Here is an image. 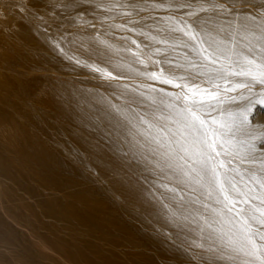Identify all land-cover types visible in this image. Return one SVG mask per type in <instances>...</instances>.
I'll return each mask as SVG.
<instances>
[{
    "label": "rangeland",
    "instance_id": "obj_1",
    "mask_svg": "<svg viewBox=\"0 0 264 264\" xmlns=\"http://www.w3.org/2000/svg\"><path fill=\"white\" fill-rule=\"evenodd\" d=\"M210 2L211 0H0V84L10 86L6 88L5 95L8 94L12 104H20L18 97L23 94L26 85L33 88L25 101V113L17 115L16 120L26 123L28 118L35 120L36 124L26 131L29 135H25L30 142L33 143L36 137H40L45 142H51L46 148H35L34 144L30 145V148L23 147L22 150L17 148L21 147L19 145L21 134L9 119L8 121L1 119V114L11 115L13 109L6 107L0 101V124H3L0 126V157L13 161L17 159V153L21 150L24 154L29 153L31 160L43 161L50 167H54L55 163L59 162L53 160V157L63 159L64 162L60 163L71 167L74 182L80 178L86 179L83 185L75 187L73 183L72 191L65 190V192L43 190L38 181L24 180L25 189H31L35 197L29 198L26 193L21 192L24 190L22 186L19 187L0 178V264H75L65 253L66 250L69 252L73 250L67 244L69 232L64 229V225H54L55 221L43 214L38 207L35 209L33 207L31 212L27 209L22 210V203L20 204L16 199L22 196L25 203L34 206L37 199L58 201L64 196H71L72 193L82 198L85 190L95 192V189H102L100 193H103L98 198L100 202L96 203L97 209L105 208V215L107 214L105 219H109V215L120 214V220L125 222L124 224L135 228V244L137 245L126 248L120 245L121 241L119 243L117 239L111 242L112 238L102 236L104 231L102 233L87 232L82 237L88 243L96 245L104 253L112 252L122 264H135V253L149 252L151 249L148 250V245L153 242V244L156 242L157 247L174 250L171 255L168 254V258L165 256L164 260L160 259L159 264H204L203 260L194 259L191 252L186 249L192 240L199 239L204 217L211 220L214 217V210L222 207L216 202V192L213 191V195L208 197L205 188L194 181H188V186L184 188L186 210L183 214L187 217L186 227L182 231H177L168 223V218L161 212L159 205L154 201L150 202L149 199L133 195L128 184L124 182L135 181L141 171L140 167L129 166L115 152L113 145L108 146L110 144L105 142L103 131L97 128L90 118L92 113L84 110L78 103H70L68 99L73 91H79L88 101L95 102L98 106L112 103L126 107L125 99L135 98L143 101V108L137 110L142 115L145 112L148 115L151 113L150 119L153 113H149L150 108L145 104H154L156 101L161 104L159 108L162 113L164 112V116H160V120L155 122L163 125L165 129L171 128L172 132L176 133L172 140H179L180 126L172 123V118L176 111L183 107L182 100L174 99L176 95L182 94L181 89L161 84L149 77L153 72L158 73L161 67L173 68L175 64L185 65L193 73L201 70L209 71L208 69H192L187 64L190 61L189 55L186 47L181 44V39L186 43L188 39L176 29L183 27L184 22L194 23L199 17L189 18L187 13L198 11L202 4L207 7ZM219 2L230 4L231 0H219ZM256 3L259 5L264 3V0H256ZM188 5L191 7H187ZM209 14L200 13V16L206 17ZM229 18L223 15L219 18V22ZM56 30L58 34L54 33ZM49 36L58 38L56 43L59 44V48L55 46L53 50H48L40 45V37L47 39ZM65 39H68V42H64ZM87 39L93 40L94 47H97L104 55H106L104 48L109 44L114 45L118 47L121 59L137 60V64L106 67L86 53L89 49ZM113 58L116 59V57ZM77 60L81 64L102 68L116 79L106 78L89 67H81L76 63ZM194 60L199 62L197 57ZM50 69L55 70L56 73L51 74ZM176 74L185 73L183 69H180L176 70ZM211 74L215 75V73ZM245 79L230 76L218 82L223 89L231 88L233 83ZM206 80L207 77L202 75L190 83L194 82L203 88L218 91L212 87L211 83H203ZM246 92V89L220 90L218 98L220 103L210 101L216 106L206 109V114L203 116L210 130L215 129L220 136L217 151H220L221 155L214 156L211 163L223 161L225 168L219 170L228 172L238 183L241 182V177L237 173H243L247 178L249 169V164L242 157L248 149L250 138L245 137L239 129L240 114L248 107V102L241 98V94ZM118 97L121 98L118 99ZM232 97L236 98L235 101L231 99ZM52 101L60 106V115H55L52 111ZM68 105L74 110L81 111L73 113L76 116L80 114L81 118L75 119L73 115L71 120L62 118V114L68 111ZM173 105L174 108L171 107ZM2 106L5 110L1 109ZM232 112V118L236 121L235 128L225 124L226 115ZM24 117L27 118L26 121ZM213 120L217 123L213 124ZM249 120L253 124H264V104L252 105ZM47 122L50 123V128L46 127ZM90 124L94 127H89ZM221 124L224 127H220ZM221 143H224L223 149L219 146ZM166 144L164 150L171 149L175 155H182L180 143ZM256 148L260 149L259 141H256ZM83 163H87L85 167ZM110 167L112 168L109 169ZM195 167L200 166L195 165ZM30 168L38 174L46 172V169L38 165ZM56 172L58 182L68 186L70 180L66 168H57ZM117 172H120L119 176L115 175ZM192 176L196 180L194 173ZM152 179L149 177V184L143 187L159 196L156 188L152 187ZM139 187L137 186V189ZM4 192H9L10 194L6 193L9 197L16 198L13 200L15 202L13 205L8 197L4 200L2 195ZM204 204L208 206L204 207ZM7 206L13 209L6 211ZM104 218L102 219L105 220ZM215 227L220 226L215 225ZM224 230L228 232L227 226ZM155 253L156 251L151 250L149 255L154 256ZM142 261L138 262L149 264ZM80 264L85 263L80 262Z\"/></svg>",
    "mask_w": 264,
    "mask_h": 264
},
{
    "label": "snow or ice",
    "instance_id": "obj_2",
    "mask_svg": "<svg viewBox=\"0 0 264 264\" xmlns=\"http://www.w3.org/2000/svg\"><path fill=\"white\" fill-rule=\"evenodd\" d=\"M200 13L210 14L204 17ZM187 15L189 18H199L194 23L184 22V26L176 31L187 37L192 50L200 58L199 62L190 60L188 64L192 69L209 71L193 73L189 67L175 64L173 68L161 67L158 73L153 72L149 77L181 89L182 94L174 99L182 100L183 107L172 118V123L180 126L179 140H172L176 133L171 128L165 129L155 122L160 120V116L153 114L150 119L146 112L142 115L137 110L143 108L142 100L127 98L126 107L112 103L98 106L86 100L77 103L92 113L90 118L103 131L105 142L113 145L115 152L129 166L140 167L135 181H124L132 194L159 205L168 223L177 231L186 227L184 188L188 186L193 173L196 183L206 189L208 197L213 195V191L216 192V202L222 207L214 210L211 220L204 217L199 239L192 240L186 249L194 259L203 260L204 264H264V207H261L264 206V124H253L249 120L252 105L264 104V3L257 5L256 0H231L229 4L211 0L207 7L202 4L198 11H190ZM223 15L230 18L219 22ZM181 44L189 47L182 39ZM56 47L59 48V44ZM60 50L63 52L62 48ZM76 63L106 78L116 79L102 68L81 64L79 60ZM180 69L185 74L177 75L176 70ZM202 75L207 77L203 83H211L218 91L190 83ZM230 76L246 79L233 83L231 88L222 89L218 81ZM237 89L247 90L241 94L248 107L240 114L239 129L245 137L250 138L248 149L242 157L249 164V169L247 178L243 173H237L241 177L240 183L228 172L219 170L225 168L223 161L211 163L214 156L221 155L217 151L220 136L215 129L210 130L203 118L206 109L216 106L210 101L220 103V90ZM231 99L235 101L236 98ZM212 123L216 124L217 121L213 120ZM256 141H259L260 149L256 148ZM165 142L180 143L182 155H175L171 149L164 150ZM219 146L223 149L224 143ZM115 175L120 174L117 172ZM149 177L153 178L151 184L159 196L143 187L149 184ZM137 186H140L139 189ZM225 226L228 232H225Z\"/></svg>",
    "mask_w": 264,
    "mask_h": 264
},
{
    "label": "bare ground",
    "instance_id": "obj_3",
    "mask_svg": "<svg viewBox=\"0 0 264 264\" xmlns=\"http://www.w3.org/2000/svg\"><path fill=\"white\" fill-rule=\"evenodd\" d=\"M54 33L58 34L59 32H57V30H56V31H54ZM77 36H78V34H77ZM50 37L51 36H49L47 39L44 38V37H40L39 42H40V45L43 46L44 48H47L48 50H53L55 48L56 44H57L56 42H57L58 38H54V37L50 38ZM64 42H68V39H65ZM86 42H87V47L89 48L86 51V53H89V55H91V57L95 61H97L98 63H101L102 65H105L106 67H110V66H113V65L129 64V63L137 64V60L128 61V60H125V59H121L120 56H119V51H118L119 49H118V47H115L114 45H110L109 44V46H106V48H104V49H106V51H105L106 55H104L101 51H99V49H97V47H94V44H93L94 41L93 40L87 39ZM187 43L189 44V47H186V51H187V53L189 55L188 60H194V58L197 57V60L199 61L200 58L196 55L195 51L192 50L191 42L188 41ZM113 57H116V59H114ZM150 60L151 61H155V60H152V59H150ZM213 67H215V66H213ZM49 71H51L50 72L51 74H55L56 73L55 70H53V69H50ZM52 72H54V73H52ZM7 87L9 88L10 86L4 85V84L3 85L0 84V101L6 107L13 109V113L11 115L1 114V119L2 120L9 119L11 124L21 134V139H20V143H19V145L21 147H17V148H21V150H22L23 147L30 148V145H33V144L36 146L35 148H46V147H48L47 145H48V143H51L50 141L45 142L40 137H36L34 139V142L32 143L25 136V135H29V134H26V131L29 128H31L34 124H36L34 122L35 120L33 118H28L27 123L26 122H18L16 120V116L17 115H22L23 113H25V110H24L25 105H26L25 101H26V98L28 97V94L32 93L33 88L30 87L29 85H26L25 88H24L23 94L21 96H19V95H20V92H22V91L18 92L19 95L16 94V95L19 96L18 99L20 101V104H17V103L16 104H12L10 102V100H9V96H7L8 94L5 95V90H6ZM82 100L88 101L85 97H83L81 95V93L79 91H73L71 96H70V98L68 99V101L70 103H73V102L77 103L78 101H82ZM146 100H150V99H146ZM55 101H52L53 102L52 103L53 106L51 107L52 111L54 112L55 115H60L61 114V108H60V106L57 103H55ZM13 105H15V107H13ZM145 105L149 106L150 109L146 107V109H149V113L152 112L155 115H158V116H162L163 115L164 116V114H163L164 112L162 113V111L159 108V106L161 105L160 103H156V101H154V104L146 103ZM68 107H69L68 111H66L65 114H62V118H64L65 120H68V119L71 120V116L72 115L74 116L75 119L81 118L80 114L78 116L73 114V113H80L81 111L74 110V109L70 108L69 105H68ZM4 108L5 107L2 106L1 109L5 110ZM232 117H233V112L230 115H226L225 124L227 126H232L233 128H235V126H236L235 122L236 121ZM26 119L27 118H25V121H26ZM2 122H6V121H2ZM1 125H3V124L1 123L0 126ZM49 126H50V123L47 122L46 123V127L48 128ZM89 127H94V125L90 124ZM12 129H13V127H12ZM166 143L167 142H165L164 146L167 145ZM108 146H112V145L110 144ZM107 148H109V147H107ZM21 150L17 153V159H14L13 161H11V160H9L8 158H5V157H0V178H4L7 181H9L10 183L18 185L19 187L22 186L24 188V190H21V192L23 191L24 193H26V195L29 198L34 197V195H32L33 192H32L31 189H29V188L25 189L26 187H24V184H23L24 180H27V181H29V180H34L35 181L36 180V181H38L40 183L41 188L43 190L57 191V192H65V190L72 191L73 183H74V186L77 187L78 185H83L86 182L85 178L77 179L74 182V175L72 173L71 167L69 165L64 166L62 163H60V162H64V161H62L63 159L60 160V159H56L55 157H53V160L59 161V162H56L54 167H50L47 163H45L43 161L31 160V155L29 153H25L24 154L23 152H21ZM113 159L115 160V158H113ZM86 164L87 163H83L82 165L85 167ZM37 165L39 167H41V168L46 169V172L38 174L34 170H32L30 168L31 166H37ZM60 167L66 168V173H67V176H68V178L70 180L68 182V186L60 184L58 182V178H57L58 177V173L56 172V169L60 168ZM112 167H110L109 169H111ZM24 169H25V171H24ZM13 170H15V172ZM114 170H115V168H114ZM120 172H122V170H120ZM193 177L194 176H192V178L189 181L196 182V180H194ZM83 188H86V187H83ZM101 190L95 189V192L94 191L85 190L84 191L85 193H84L82 198H79L77 195H74L73 193L71 194V196H64V197L60 198L58 201H53V200H49V199H46V198H41V199H37V201L35 202L34 206L25 203L23 201V199H22V196L19 197L18 199L13 198V196L9 197V195L6 194V193H9V192H4V193H2V195L4 197V200L7 197L9 198V202L11 203V205H13L15 203V202H13V200L16 199V200H18L20 202V204L22 203V207H21L22 210L23 209H27L28 211L31 212V209L33 207H34V209L38 207L43 214L51 217L52 221L53 220L55 221L54 225H58V226L59 225H62V226L64 225L63 226V227H65L64 229H67L68 232H69V240L67 241L68 242L67 244H69L71 246L72 250H73L72 252H69L68 250H66V251L64 250V251H65V253H67L72 258L71 261H73L75 264H80V262L85 263V264H122V263H120L118 261L119 259L117 260L116 256H114L115 254L113 255L112 252L111 253L102 252L101 250H99L96 247V245H93L91 242L88 243L82 237V236H85V234L87 232H90V231L91 232H99V233H102L104 231V233H102V236L105 237V238H112L111 242L115 241L113 239H117L119 243L121 241L120 245H122L124 247L126 246V248H129V247L132 248V247H134V245H137V244H135V242H136L135 241L136 240L135 239V236H136L135 228L133 229L130 226H128L127 224H124L125 222L123 223L120 220V214L119 215L115 214L113 216L109 215V219H105L104 217L107 215V214L105 215V210H104L105 208H103V210L102 209L101 210L97 209L96 203L100 202L98 200V198H99L100 195L103 194V193H100ZM111 190H113V189H111ZM18 191H20V190H18ZM18 191H16V192H18ZM116 193H118V192L116 191ZM11 195H13V194H11ZM128 196H130V195H128ZM28 197H27V199H29ZM122 198H124V197H122ZM9 202H7V203H9ZM17 204H18V202H17ZM116 205H117V203H116ZM0 208H1V206H0ZM145 208H146V206H145ZM9 209H11V208H9L8 206L5 207L6 211H11L13 208L11 210H9ZM141 213H142V210H141ZM23 214H25V212ZM102 218H104L105 220H103ZM141 220H143V219H141ZM104 222L106 224H103ZM49 228H51V227H49ZM89 237H90V234H89ZM51 243H52V241H51ZM153 243H151V244L149 243L150 245H148V247H149L148 250L151 249V250L156 251L155 255L154 256L151 255V254H150L151 256L149 255V252L151 250L149 252L146 251V252H142V253H140V252L135 253V257H136L135 264H141L140 262H138V261H141V260L146 261L149 264H159L160 263V259L162 260V258H163V260H164L165 256L167 257L168 254L171 255L172 251H174V250H171V249H169L167 247H165V248L157 247L155 245L156 242H155V244H153ZM106 245H107V243H106ZM68 255H66V256L68 257Z\"/></svg>",
    "mask_w": 264,
    "mask_h": 264
}]
</instances>
